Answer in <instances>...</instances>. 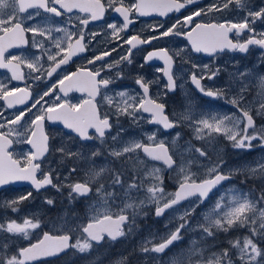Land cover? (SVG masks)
Instances as JSON below:
<instances>
[{
  "label": "snow or ice",
  "instance_id": "1",
  "mask_svg": "<svg viewBox=\"0 0 264 264\" xmlns=\"http://www.w3.org/2000/svg\"><path fill=\"white\" fill-rule=\"evenodd\" d=\"M197 3L198 0H135L131 5L125 4V0H104V2L102 0H0V69H6L11 73L10 80L25 79L21 72V64H26L29 70L28 76L32 77L33 81L41 79V75L45 72V78H50L62 65H67L73 56L83 53L86 45L82 43L85 39L82 29L86 28L90 22L102 20L106 6L123 17V23L119 27L116 23L107 24V28L111 30V36L128 45L126 54L118 59H106L111 57L112 52L117 50L116 48L101 50L99 54L88 60V63L93 65L92 68L65 72L62 78L58 79L59 91L65 95L73 88L88 94V99L81 103L58 102L60 101L59 96L55 97L56 102L49 103L45 97L56 91L57 85L53 84L32 98L27 111L32 112L33 109L36 111L28 120H24V111L13 114L9 118L4 114V110H0V187L18 181H28L37 192L48 187L58 192H63L67 188L70 203L82 197L91 201L88 205L90 213L88 222L78 225L76 229L69 227L63 234L53 235L44 232L43 238L38 242L17 248L12 253L8 251V244L5 243L0 246V264H27L41 257L57 256L69 248L78 250L80 253L87 252L92 248L93 242L99 245L106 237L114 242L132 234L136 227L137 217L148 215L143 211L148 206L154 205V215L162 217L166 211L175 209L183 201L189 203L179 217L180 223L174 228H169L158 239L155 234H149L141 241L139 251L147 258L160 264L162 254L174 244L182 241L184 234L199 231V241L193 239L186 253L175 252L169 260L164 261V264H264V247L260 246L264 243V155L242 167L225 168V161L221 157L218 156L213 161L206 148H196L190 145L188 151L196 154L197 163L200 160L207 161L204 165L206 171L203 174H197L191 171V160L184 161L181 158L177 162L173 159L175 153L169 154L165 141L156 139L157 132L173 129L181 123H186L193 129L196 139L206 140L209 144L215 140L216 135H222L231 143L233 149L250 151L258 147L264 150V125H256L253 115L250 114L252 104L247 99L253 73L245 69L230 74L232 81L237 85L235 94L231 96L225 95L227 91L225 88L213 90L201 84L205 78L214 79L219 74V68L209 69L207 75L204 72L190 74L191 82L202 95L226 100L229 105L233 106L236 111L231 114L217 111L194 112L191 110V105L185 112L166 113L165 103L158 102L160 93H156L155 98L150 95V86L154 81L145 80L143 76L135 80L141 89L139 93L109 88L116 80L122 78L121 65L132 63L133 49H138L140 45H151L153 41L165 37L186 36L194 53H207L213 57L226 51L247 54L250 46L258 47L261 50L259 62L264 64V31L257 32L253 26L257 20L264 23V7L258 10L251 9L248 7V0H220L207 8L198 7L184 17L182 24L183 27L190 26L193 24L194 17H202L211 12H223L233 3L238 9H247V15L238 22L225 20L215 23H195L189 31L185 32L183 27H177L181 24L178 20L177 24L159 32V35L144 38L140 35H132L126 39L121 36V33L133 22L129 19L133 10L139 16L156 13L163 17L170 12H179L186 6ZM30 9L34 11L29 12ZM40 10L54 17L73 14L75 10L79 27L75 31H69L66 27L41 28L38 24H29L26 27V21L38 17ZM71 18L69 15V19ZM160 28H164V25H157L152 31L156 32ZM53 31L63 33V35L53 38ZM233 31L237 36L245 32L248 35L243 40L234 42L229 37V33ZM27 33L32 34L34 47L41 49L42 53H47L44 62H52L48 69H44L40 56L33 57L31 60L21 55L6 57L5 53L9 49L20 48L28 44ZM77 35L78 39L73 44L72 38ZM37 36L47 37L48 47H45L43 39L37 40ZM95 36L96 33H92L89 42L94 40ZM52 48L56 49L54 53ZM174 55L180 56L181 52L176 51L169 54L167 48L147 51L144 62L140 64L143 68L145 64L153 60L163 61V67H157L156 71L162 72L167 78L164 86L167 91H174L176 88L172 73ZM97 62H99L98 65ZM197 67L199 66L192 64V68ZM204 67L208 68L207 65ZM33 73H41V75L33 76ZM255 80L259 98L256 115L260 116L264 115V75L257 74ZM231 88L232 83L229 84V89ZM167 91L164 95H167ZM97 96H101V102L108 106V110L102 112L97 106L95 102ZM30 97L31 93L26 89L10 87L8 83L0 81V101L5 102V109L24 104ZM144 114H148V117L145 118ZM125 115L133 118V123L145 120L146 123L159 127L151 134L145 133L147 140L151 143L145 144L138 140H130L119 148H111L108 154L114 158L125 157L126 160H131L132 156L127 154L137 153V150H140L153 161H162L165 169H170L175 173L172 178L177 185L176 191H166L161 174L162 169L158 167L144 171L139 177H128L123 165L120 171L111 170L104 165L92 167L85 172L83 178L77 180L72 179L79 173L77 167L69 168L63 177L56 169L42 168V164H47L46 157L50 153H60L62 159L73 157L79 159L82 155L80 149L72 151L64 139L61 140L59 146L53 144L50 148L49 141L50 139L55 140L57 131L54 129L51 133L46 132L44 128L46 120L59 122L66 130L65 135L69 143L78 139L82 144L88 141H99L100 145L104 146L107 144L106 137H110L114 143L118 141L120 131H123L120 128L119 118ZM113 127L120 128L115 135L111 134ZM179 135L176 133V138H179ZM253 141L256 143L254 144ZM14 143H25L30 146L31 150H21L17 153L13 149ZM172 143L175 144V139ZM99 155L101 152L97 148L90 152L88 159ZM107 172H111V182L108 187H105L101 178ZM237 174L260 180L259 194L250 190L252 193L250 195L249 192H243L235 186L221 187L224 182L231 181ZM213 190H217V193L203 213V222L190 226L188 218L196 212L198 207L209 201ZM140 192L144 193L142 199L134 195ZM30 197H32V192L10 202H4L0 206L12 207L15 212L18 208L14 206ZM46 203L52 205L54 201L47 199ZM170 216L168 223L175 218V214L171 213ZM40 227L41 222L35 217L25 218L22 223H17L15 220L6 224L0 223V230L22 236L24 239L29 238L30 230ZM165 227L167 228V224ZM240 228L248 229V233L229 238L227 247H218L219 233H228L232 229ZM77 231L79 235L73 242L72 233ZM208 240L212 243H203ZM118 264H126V258L120 260Z\"/></svg>",
  "mask_w": 264,
  "mask_h": 264
},
{
  "label": "flooded vegetation",
  "instance_id": "2",
  "mask_svg": "<svg viewBox=\"0 0 264 264\" xmlns=\"http://www.w3.org/2000/svg\"><path fill=\"white\" fill-rule=\"evenodd\" d=\"M104 2V0H102ZM135 0H125V4L131 5L134 3ZM220 0H198L197 4L188 5L185 8L181 9L179 12H170L167 16H159L156 13H153L149 16H139L134 10L130 13L129 19L133 22L129 24L128 29H126L123 33H121V36H123L125 39L131 37L132 35H140L142 38L149 37L151 35H159V32H162L168 27H171L173 24H177V21H181V24H178L177 27H183V19L187 15L191 14L194 10H196L198 7L207 8L209 5L213 3H218ZM248 7L251 9L258 10L261 7H264V0H248ZM34 10L30 9L29 12H33ZM27 15V14H25ZM69 15L72 17L69 19ZM64 15L61 17H54L50 13H46L43 10H40V15L38 17H35L33 20L26 21L25 26L27 27L29 24H38L41 28H56V27H66L69 31H75L79 25L78 21L76 19L75 10L73 14ZM247 15V9H238L235 4L229 6V9L224 10L223 12H211L207 15H204L202 17H194L193 24L187 27H183V31L187 32L190 30L192 26H194L195 23H215V22H223L225 20H230L232 22H238L243 19L244 16ZM108 23H116L117 26H121L123 23V17L120 16L118 13H115L112 9L107 8L104 13V17L100 21H94L90 22L86 28H83L82 30L85 33V39L82 43L86 45L85 51L83 53H78L76 56H73L72 59L69 61L67 65H62L60 69L57 70L56 73H54L50 78L46 77V72L44 75H41V73H33V76L41 75V79L33 81V78L28 76V69L26 64H21V72L24 74L25 79L13 81L10 80L11 73L6 69H0V81L6 82L9 84L10 87H20L22 89H26L31 93V97L26 101L24 104H18L12 109H5L4 108V101H0V110H4V114L11 118L13 114H17L20 111H24V120H28L29 117L32 116L33 112L36 111V109H33L32 112H28L27 109L32 103V98H35L38 93H41L45 90H47L51 85L56 84L57 88L56 91L48 96L45 97L46 100L49 101V103L56 102L55 97L59 96L60 101L58 102H64L67 101L70 104H79L83 100L88 99V94L86 92L78 91L75 88L67 92V95H65L63 92L59 91V85H58V79L62 78V76L65 74V72H76L78 69L84 68V69H90L93 67V65H90L88 63V60L92 59L94 55L99 54L101 50H110L112 48H116L117 50L115 52H112L111 57H107L106 59L112 60V59H118L121 55L126 54L128 45L123 44L122 41H117L114 37L111 36V30L107 28ZM163 24L164 28L158 29V31L153 32V27ZM257 32L264 31V23H262L260 20H257L255 25H253ZM92 33H96L95 39L91 40L89 42V38ZM63 33H57L55 31L52 32V37H58L62 36ZM247 32L243 33L241 36H237L235 31L229 33L230 39H232L234 42L236 40H243L245 36H247ZM26 38L28 39V44L24 45L20 48H11L8 50L7 53H5L6 57H10L12 55H21L27 56L30 60L33 57L40 56L42 63H44V69H48L52 62H44L47 56L46 52L41 51L38 47H34L33 40H32V34L27 33ZM43 39L45 41V47H48L49 41L47 40V37H39L37 36V40ZM78 39L77 36H73L72 43L75 44L76 40ZM160 48H167L169 50V54H173L176 51H180V56H173V66H172V73L173 77L176 81V88L174 91H167L165 89V83H166V77L163 75L162 72H157V67H163V61L160 60H153L149 62L148 64H145L143 68L140 67V64L144 62V57L146 55L147 51H152L155 49ZM54 53L56 51L55 48L51 49ZM63 55V53H61ZM261 57V50L258 47H251L249 53H239V52H225L223 54H219L215 57L207 54V53H194L191 50V44L187 40L186 36H180V37H165L159 40H155L152 42L151 45H140L138 46V49H133V56H132V63L131 64H122L121 68L122 71V78L115 81V83L111 84L109 86L110 89L114 90H128L131 93H139L141 92V89L139 86L135 83V80L143 76L145 80H151L154 81V83L150 86V95H153L155 98L156 93H160V97L158 102H163L166 105L165 111L166 113H172V110L176 107L179 108L180 105L185 104V93H187V97L190 100V104L196 105V106H202V107H213L218 104H220V99H214L212 97H207L202 95L196 86L191 82L190 74L192 72H196L197 74H200L201 72H204L206 75L209 71V69L213 68H219V74L212 80H209L205 78L201 81V84L205 86L206 88H210L215 90L216 88H220L221 82L223 81V77L226 78V70L227 68L232 69V67H235L233 65L234 61H240L241 63L245 64L246 67L252 70V73L254 75V78L256 77V73L258 74L261 71H264V64H261L259 62V58ZM59 59V57H58ZM15 63V62H14ZM99 62H97V65ZM192 64H196L199 67L192 68ZM207 65L208 68L206 69L204 66ZM43 71V70H42ZM260 74V73H259ZM67 81L65 84L67 85ZM167 91V95H164V93ZM103 92V90H102ZM111 94V93H110ZM17 95H20V93H17ZM254 98V89H249V92L247 94V99L253 101ZM97 106L101 109V111L108 110V106L106 104H103L101 102V96L96 97ZM229 109L231 110L230 114L232 112H235L236 109L229 105ZM227 108V107H225ZM239 114V113H237ZM145 118L148 117V114H144ZM171 118V117H170ZM253 118L256 122V125H258V119L253 115ZM262 120H264V117H261ZM120 128L123 129V131H120V128L113 127L111 130V134L115 135L118 131H120V136L122 138H127L126 134H129V136H142L141 131L139 130V123H133V118L129 116H121L120 118ZM145 121V120H143ZM153 125V124H151ZM180 126V125H179ZM173 128L171 131H167V134L170 132H174L176 129L179 128ZM45 131L51 133L54 129L57 131V136L55 140L50 139L49 146L52 147L53 144L59 146L61 143V140L64 139L65 143H67L68 147L72 151H76L77 149H80L82 155L79 159L73 157V158H64L63 163L58 161V158L61 157L60 153L55 154H49L46 157L47 164H42V168L47 170L49 167L52 169H56L58 172H62V176L66 174L67 170L72 167H77L79 169L78 175H74L72 177L73 180L81 179L83 178L85 172L89 171L92 167H99L111 165L110 169L112 170V167L115 168L118 166V159L111 157L108 152L111 148L115 147V143L110 139V137H106L107 144L104 146H101L99 141H88L83 142V144L78 140H74V142L69 143L66 139V130L63 129L62 125L59 122H49L45 121L44 125ZM130 137V138H131ZM219 143V142H217ZM100 149L101 155L96 156L92 159H88V156L91 151L95 149ZM13 149L15 152L19 153L21 150L28 151L31 150L29 145H26L25 143L15 144L13 145ZM176 160V159H175ZM75 162V163H74ZM72 163V164H71ZM243 164L246 163L245 160L242 161ZM232 168H235V163L228 164ZM122 166V165H121ZM120 166V170H121ZM229 168V167H226ZM110 173V172H109ZM39 178V173L37 174ZM236 176L233 177L231 181L224 182L221 187L224 185H228L230 182L235 181ZM103 179V183L105 185L110 184V175H105L101 178ZM240 178L237 179V182L239 183ZM252 184V183H250ZM51 187L41 189L39 192L35 191L33 186L28 181H18L3 187H0V205L4 204V202H10L13 199H18L22 195H26L28 192H32V197H30L28 200H24L20 202L19 204L15 205L14 207L18 208V211H13L12 207L9 206H0V218H2L3 215H8V218H28L27 215H19V212L22 211V208L24 206H30V203H35L36 196L38 193H43L44 191L50 190ZM217 193V190H215L210 196H213ZM83 198V197H82ZM84 199V198H83ZM78 207L83 208L81 204H77ZM52 214H44L41 216V221L48 220V217ZM81 220H83V217H80ZM44 226L41 225L40 228L30 230V235L28 239H22L20 243L24 244L25 247L29 246L32 243L38 242L41 238H43L44 232H49L55 235L63 234V233H53L52 230H45L43 229ZM73 235V242L75 240V235ZM222 237V236H221ZM113 242L105 238L104 241H102L99 245H97L95 242H93L92 248L102 247L105 244L109 246V244ZM210 240L205 241L204 243H209ZM71 249L70 251H72ZM68 256V254H64L61 258H55L53 260L48 259H40L36 261H29L27 264H51L52 262H55L59 259H64ZM75 264V263H72Z\"/></svg>",
  "mask_w": 264,
  "mask_h": 264
},
{
  "label": "rangeland",
  "instance_id": "3",
  "mask_svg": "<svg viewBox=\"0 0 264 264\" xmlns=\"http://www.w3.org/2000/svg\"><path fill=\"white\" fill-rule=\"evenodd\" d=\"M232 69L227 68L226 70V78L223 77V81L221 82L220 88H225L226 96H231L235 94V89L237 85L232 81L231 75L237 71H244L248 69L252 72L251 69L245 66V64L240 61H234ZM260 73V74H259ZM259 75H264V71L259 72ZM257 75V73H256ZM232 83V88L229 89V84ZM254 89V98L252 100H248L252 104L251 113L258 119V125H264V120L261 117L264 115L257 116L256 109L259 104V98L257 97L258 88L256 86V80L253 75V79L250 82V88ZM131 93V92H130ZM187 93H185V104L180 105L179 108H175L172 112H185L189 110L190 100L187 97ZM227 107V108H225ZM228 103L226 100L220 99V104L213 107H202L191 105V110L194 112L200 111H217L219 113H228L230 114L231 110L229 109ZM139 130L142 133V136H129L126 134L127 138H122L119 136L118 141L115 142V148L121 147L123 144L127 143L130 140H138L143 143H151L147 140V136L145 133L151 134L153 130L157 129L159 126L151 125L146 123L143 120H139ZM176 133H179V138H176ZM131 137V138H130ZM157 140H164L165 144L168 145L171 154L175 153L173 157L179 162L182 158L184 161H192L191 171L197 174H203L206 169L204 165L207 164V161L200 160L198 163L196 161V154L194 152L188 151L190 145L195 146L196 148H206L209 156L213 161L217 159V157H221L225 161V168L231 167L228 164L235 163L236 167H242L245 164L254 162L258 160L262 155H264V150L260 148H254L250 151H242L239 149H233L231 147V143L224 139L222 135H216L215 140L211 142V144L207 143L206 140L196 139L193 129L188 127L186 123H181L179 128L174 132H170L167 134L166 131L161 130L156 134ZM175 139V144L172 141ZM219 142V143H217ZM255 144L256 141H253ZM132 156L131 160H126L125 157H120L118 159V166L113 168L114 171H120V166H124L125 174L128 177L137 176L139 177L144 171L151 169L152 167H158L162 169V176L164 180V186L166 191L174 192L176 191L177 185L174 177L175 173L170 169H165V166L161 162L151 161L149 160L142 151L137 150V153L127 154ZM245 160L246 163L243 164L242 161ZM58 161L63 163L62 157L58 158ZM75 163V162H74ZM72 164V163H71ZM111 165H109L110 169ZM62 176V172H59ZM105 175H110L111 172L105 173ZM240 178L239 183L237 179ZM243 181V182H242ZM103 182V179L101 180ZM111 182V181H110ZM252 183V184H250ZM235 186L243 192L252 193L250 190H254L256 194H259V190L261 188V181L258 179L246 178L242 174H237L235 181L230 182L228 185H224V187ZM108 187V185H105ZM117 191H120L117 189ZM136 198L142 199L144 197V193L140 192L138 194H134ZM215 198V195L209 198V201H206L205 204L201 205L196 209V212L189 217L190 226H195L198 222H203V213L210 206V202H212ZM47 199H52L54 203L52 205H48L46 203ZM81 204L83 208L77 206V204ZM91 203L90 200L86 198L74 199L71 203L68 199V189L65 188L63 192H58L56 189L51 188L48 191H44L43 193H38L36 196L35 203H30V206L27 205L22 208V211L19 212V215H27L29 219L38 218L41 222V225L44 226L43 229L52 230L53 233H63L67 228L76 229L78 225L85 224L88 222V218L90 213L88 211V205ZM119 203V201H117ZM188 201L175 207V209L167 212L163 217H156L154 215V205H150L147 208L143 209V211L147 212L146 216H139L136 220V227L132 234L127 235L126 237H121L114 242H111L109 246L106 244L102 247L91 248L87 252L80 253L78 250H72L66 258L59 259L51 264H118V262L122 259L126 258V264H156V261L147 258L144 254L139 251L141 241L149 236V234H155L157 239L159 236L164 235L169 228H174L181 221L179 220L180 215L183 210L187 207ZM174 213L175 218L171 219V223H168L171 218L170 214ZM44 214H52L48 217V220L41 221V216ZM83 217V220L80 219ZM24 216L18 219L16 218H8V215H3L0 218V223L6 224L12 220H15L17 223H22ZM167 224V228L165 225ZM63 226V227H62ZM127 231V229H125ZM248 233V229L240 228V229H232L228 233H219L218 234V247H227V240L229 238H233L236 236H243ZM75 239L79 235V232H75ZM222 236V237H221ZM23 237L16 234H9L6 231L0 230V246H3L5 243L8 244V251L10 253L15 252L17 248L25 247V243H20ZM196 239L200 240V232H187L184 234V239L179 241L177 244H174L166 253L162 254L160 264H164V261L169 260L175 252H184L186 253L188 248L190 247V242ZM204 243V242H203ZM212 243L210 240L209 243ZM264 247V243L260 245Z\"/></svg>",
  "mask_w": 264,
  "mask_h": 264
},
{
  "label": "water",
  "instance_id": "4",
  "mask_svg": "<svg viewBox=\"0 0 264 264\" xmlns=\"http://www.w3.org/2000/svg\"><path fill=\"white\" fill-rule=\"evenodd\" d=\"M170 130H172V129H169V130H166V131H170ZM166 145V144H165ZM166 147H168L167 145H166ZM169 149V148H168ZM169 154H170V152H169ZM171 155V154H170ZM150 158V157H149ZM162 162V161H161ZM163 163V162H162ZM214 191V190H213ZM70 250V248L68 249V250H66L65 252H67V251H69ZM64 252V253H65ZM64 253H61V254H59V255H57V256H54V257H58V256H60V255H62V254H64ZM54 257H41V258H39V259H37V260H40V259H47V258H54ZM36 261V260H35ZM33 262V261H32Z\"/></svg>",
  "mask_w": 264,
  "mask_h": 264
}]
</instances>
